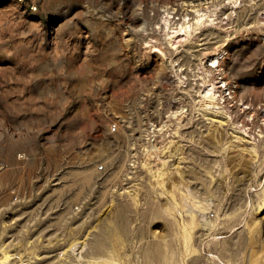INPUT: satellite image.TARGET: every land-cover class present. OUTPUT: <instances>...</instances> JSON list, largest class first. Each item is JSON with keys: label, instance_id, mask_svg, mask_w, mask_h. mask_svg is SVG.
<instances>
[{"label": "rangeland", "instance_id": "rangeland-1", "mask_svg": "<svg viewBox=\"0 0 264 264\" xmlns=\"http://www.w3.org/2000/svg\"><path fill=\"white\" fill-rule=\"evenodd\" d=\"M0 264H264V0H0Z\"/></svg>", "mask_w": 264, "mask_h": 264}, {"label": "bare ground", "instance_id": "bare-ground-1", "mask_svg": "<svg viewBox=\"0 0 264 264\" xmlns=\"http://www.w3.org/2000/svg\"><path fill=\"white\" fill-rule=\"evenodd\" d=\"M227 6V5H226ZM232 8V7H231ZM177 11V13H179V14H182V15H184V17L186 16V13H184L183 11H181L180 9H177L176 10ZM197 11H198V8H197ZM176 13V14H177ZM198 14V13H197ZM200 14V13H199ZM202 15H204V14H202ZM201 15V16H202ZM183 17V16H182ZM192 18V17H191ZM199 18H201L200 17V15H199ZM196 20V19H195ZM201 20V19H200ZM180 23V22H179ZM174 30V29H173ZM190 30V29H189ZM182 30H181V28H179L178 30H174L173 32H175L173 35H172V37L174 36V39L173 40H171L172 41V43L174 44V43H177V41H181V37H183L184 35H185V32L187 33L188 31L186 30V31H183V32H181ZM171 33V32H170ZM188 35V34H187ZM186 35V36H187ZM170 36H171V34H170ZM190 36V35H189ZM180 37V38H179ZM156 47V46H155ZM205 52V51H204ZM217 52V51H216ZM221 52V51H220ZM220 52H218V53H214L213 52V56L212 57H210V60L212 61V62H214L215 61V59L217 58V55L220 53ZM206 53V52H205ZM207 54V53H206ZM209 57V56H208ZM209 59V58H208ZM207 59V60H208ZM206 60V62H207V66H209V67H213V66H216L215 64H212V63H208V61ZM218 65H220V61H219V64ZM219 73L222 75V73L223 72H221V67L219 66ZM197 76V75H196ZM223 76H221V79L219 80V81H221V82H223L224 80H223ZM211 82V81H210ZM224 85H227V83L225 82V83H223L222 85H215V83H213V84H210L208 87L206 86H204V87H202V88H200V89H198L199 90V94L201 95V93H202V95H201V98H206V99H215L216 101H215V103L216 102H220L218 99H217V96H221V89H219V87H221V86H224ZM220 91V92H219ZM218 92H219V94H218ZM234 94V93H233ZM184 98V97H183ZM203 99V100H204ZM220 99V98H219ZM212 100H210V101H212ZM218 100V101H217ZM214 101V100H213ZM240 102V101H239ZM214 103V104H215ZM240 103H242V102H240ZM214 104H212V105H214ZM218 104V103H217ZM220 104V103H219ZM240 105V104H239ZM239 105L238 104H236L235 105V108L237 109V107H239ZM215 106V105H214ZM231 117V116H230ZM232 119V118H231ZM233 123V122H232ZM236 124V123H235ZM237 126V125H236ZM230 147V146H229ZM86 239V238H85ZM85 239H82V240H76V241H74L73 243H75V244H77V245H79V246H85L86 244H85V241H87V240H85ZM3 255L5 256V257H7L8 255H7V253H6V250H4L3 251Z\"/></svg>", "mask_w": 264, "mask_h": 264}, {"label": "built area", "instance_id": "built-area-1", "mask_svg": "<svg viewBox=\"0 0 264 264\" xmlns=\"http://www.w3.org/2000/svg\"><path fill=\"white\" fill-rule=\"evenodd\" d=\"M115 126H116V124H115ZM249 127H247V129H248Z\"/></svg>", "mask_w": 264, "mask_h": 264}]
</instances>
